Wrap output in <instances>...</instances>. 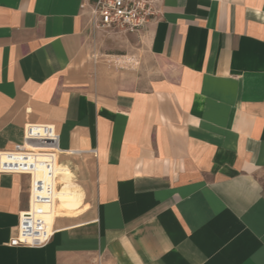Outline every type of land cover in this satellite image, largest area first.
Instances as JSON below:
<instances>
[{
    "label": "crops",
    "instance_id": "0c3cea01",
    "mask_svg": "<svg viewBox=\"0 0 264 264\" xmlns=\"http://www.w3.org/2000/svg\"><path fill=\"white\" fill-rule=\"evenodd\" d=\"M153 1L129 69L93 55L82 0H0V152L53 126L82 194L10 247L30 179L0 174V264H264V0Z\"/></svg>",
    "mask_w": 264,
    "mask_h": 264
},
{
    "label": "built area",
    "instance_id": "2783aa9c",
    "mask_svg": "<svg viewBox=\"0 0 264 264\" xmlns=\"http://www.w3.org/2000/svg\"><path fill=\"white\" fill-rule=\"evenodd\" d=\"M80 10L91 33L133 35L159 18L153 0H82ZM0 154V174L25 175L30 179V206L19 213L15 236L8 245L41 249L53 235V231L46 230L44 207L54 197L51 180L55 178L61 154L58 134L50 125L26 124L21 142ZM38 156L44 160L38 161ZM39 170L45 173V178L33 179Z\"/></svg>",
    "mask_w": 264,
    "mask_h": 264
},
{
    "label": "rangeland",
    "instance_id": "374dc122",
    "mask_svg": "<svg viewBox=\"0 0 264 264\" xmlns=\"http://www.w3.org/2000/svg\"><path fill=\"white\" fill-rule=\"evenodd\" d=\"M90 48L93 55H96L98 61H101L103 65L111 64V61H130L127 66L134 67L137 65L138 59L132 57V52L136 50V45L128 39L129 35H118L113 33H104L101 31L88 32L87 33ZM130 57H127V56ZM152 66L157 65V62L152 61ZM126 64H119V66ZM126 69V68H120Z\"/></svg>",
    "mask_w": 264,
    "mask_h": 264
},
{
    "label": "bare ground",
    "instance_id": "6f19581e",
    "mask_svg": "<svg viewBox=\"0 0 264 264\" xmlns=\"http://www.w3.org/2000/svg\"><path fill=\"white\" fill-rule=\"evenodd\" d=\"M1 157L2 156L0 154V159H1ZM38 157H37V160L40 161L38 159ZM58 173L59 172H58V165H57L55 176H54L55 178L53 180H51L52 186L54 188L53 201L49 206L44 207V211H45L44 220H45L46 230L48 232L52 231L53 221H54V218L56 217V215H58L62 211L70 212V211H73L76 209V208L71 209L72 200L66 199V198L73 197L75 199V201L80 202V204L82 201V194L71 192L70 184L68 185V184L62 183L63 182L62 178H60V179L57 178ZM42 178L43 179L45 178V173L42 172L41 170H39L33 174V179H42ZM79 213H77V214H79Z\"/></svg>",
    "mask_w": 264,
    "mask_h": 264
}]
</instances>
